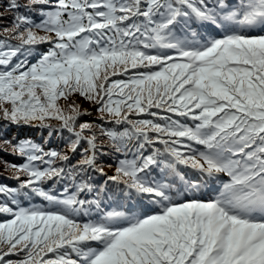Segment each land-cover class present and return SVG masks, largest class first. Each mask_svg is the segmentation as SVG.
Segmentation results:
<instances>
[{"label": "snow or ice", "instance_id": "obj_1", "mask_svg": "<svg viewBox=\"0 0 264 264\" xmlns=\"http://www.w3.org/2000/svg\"><path fill=\"white\" fill-rule=\"evenodd\" d=\"M0 153V264H264V0H0Z\"/></svg>", "mask_w": 264, "mask_h": 264}, {"label": "trees", "instance_id": "obj_2", "mask_svg": "<svg viewBox=\"0 0 264 264\" xmlns=\"http://www.w3.org/2000/svg\"><path fill=\"white\" fill-rule=\"evenodd\" d=\"M46 49V45L42 46ZM86 104V103H85ZM84 104V107H86V105ZM89 107V106H88ZM46 132H41L39 129L36 128H27V127H22V128H13L10 132H9V138H16V139H20V140H24V139H32L33 141L39 142L42 138V136H46ZM55 138L53 139V143H55ZM0 157H2L3 159H7L16 163H19L20 161L18 159H16L13 156H7L4 155L3 153H0ZM8 173L3 171V163L2 161H0V177L3 176H7ZM0 182H4V183H12L11 181H4L2 179H0Z\"/></svg>", "mask_w": 264, "mask_h": 264}, {"label": "rangeland", "instance_id": "obj_3", "mask_svg": "<svg viewBox=\"0 0 264 264\" xmlns=\"http://www.w3.org/2000/svg\"><path fill=\"white\" fill-rule=\"evenodd\" d=\"M86 105V107H88V105L87 104H85Z\"/></svg>", "mask_w": 264, "mask_h": 264}]
</instances>
